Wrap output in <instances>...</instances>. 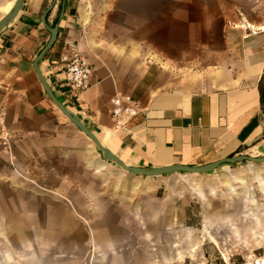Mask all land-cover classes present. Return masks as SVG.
I'll list each match as a JSON object with an SVG mask.
<instances>
[{"label":"crops","instance_id":"crops-1","mask_svg":"<svg viewBox=\"0 0 264 264\" xmlns=\"http://www.w3.org/2000/svg\"><path fill=\"white\" fill-rule=\"evenodd\" d=\"M14 1L0 0V20ZM248 9L237 0H24L0 33V264H63L64 247L87 229L95 264L129 262L137 251L125 231L143 212L153 227L162 211L127 203L161 187L179 193L184 183L203 197L216 189L182 173L132 175L106 160L36 72L50 29L58 25L38 63L43 77L106 149L131 167H200L264 157V18ZM76 52L93 67L80 94L65 76L64 58ZM126 97L139 113L119 123L113 102ZM217 170L220 185L245 179L246 192L264 178V166Z\"/></svg>","mask_w":264,"mask_h":264},{"label":"rangeland","instance_id":"rangeland-1","mask_svg":"<svg viewBox=\"0 0 264 264\" xmlns=\"http://www.w3.org/2000/svg\"><path fill=\"white\" fill-rule=\"evenodd\" d=\"M237 3L238 7H250L245 14L247 17L264 18V0H237ZM250 166L263 167L264 164L243 162L231 169L238 171ZM221 172L216 170L208 176L183 174L195 182L208 180L211 181L208 183L216 184L215 191L205 192L204 197L183 187L184 183L180 185L179 193L161 187L155 192L141 193L133 202L127 203V207L137 204L145 212L155 207L162 213L157 215L152 227L146 221L148 215L143 212L142 224L128 233L125 231L126 236H132L137 254L129 262L120 264H264V178L262 182L260 179L253 181V190L246 192L242 182L245 179L237 180L230 188L220 185L216 176ZM208 183L204 185L208 186ZM76 221L81 219L76 216ZM149 230L155 232L157 243L165 242L167 260H163L157 251L162 245L150 240ZM91 234L88 229L77 231V242L71 247L65 246V252L60 254L63 264H95V245L88 241ZM50 248L39 246L40 251L45 249L47 252ZM24 251H17V262L24 259Z\"/></svg>","mask_w":264,"mask_h":264},{"label":"water","instance_id":"water-1","mask_svg":"<svg viewBox=\"0 0 264 264\" xmlns=\"http://www.w3.org/2000/svg\"><path fill=\"white\" fill-rule=\"evenodd\" d=\"M24 0H15L11 9L6 13V15L0 20V33L7 25H9L13 19L18 14ZM51 32V39L40 53V55L35 60V69L39 76V79L44 87L45 92L52 100V102L62 111V113L78 128L80 129L89 139H91L98 149L103 153L104 157L108 161L115 162L118 166H120L124 171L132 174V175H145L148 177H157V176H165L175 173H182L187 175H202V174H209L211 172L216 171L217 169L224 167V166H232L238 163L243 162H250L252 164H264V157H252L246 155H240L236 157H230L223 159L221 161L211 163L208 165L200 166V167H192V166H185V165H174L168 167H161V168H154V169H143L138 167H131L126 165L118 156L114 153L106 149L102 143L99 141L97 136L85 125L82 121L78 118L77 115L72 113L68 108L57 98L54 91L50 87L49 83L43 77V74L40 70L38 65L39 61H41L47 52L52 48L54 45L57 36H58V25L54 28L50 29Z\"/></svg>","mask_w":264,"mask_h":264},{"label":"built area","instance_id":"built-area-1","mask_svg":"<svg viewBox=\"0 0 264 264\" xmlns=\"http://www.w3.org/2000/svg\"><path fill=\"white\" fill-rule=\"evenodd\" d=\"M64 62L66 82L71 86L72 90L77 94L87 90L91 85L93 76V67L90 61L79 52H76L72 57H65ZM134 103L131 97L114 100L113 116L121 119L119 123L123 120H130L139 113Z\"/></svg>","mask_w":264,"mask_h":264},{"label":"bare ground","instance_id":"bare-ground-1","mask_svg":"<svg viewBox=\"0 0 264 264\" xmlns=\"http://www.w3.org/2000/svg\"><path fill=\"white\" fill-rule=\"evenodd\" d=\"M263 29H264V27H263ZM231 187V186H230ZM232 189H234V188H232Z\"/></svg>","mask_w":264,"mask_h":264}]
</instances>
